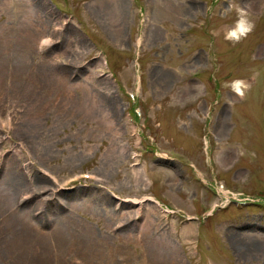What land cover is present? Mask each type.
I'll return each instance as SVG.
<instances>
[{
  "label": "rangeland",
  "instance_id": "obj_1",
  "mask_svg": "<svg viewBox=\"0 0 264 264\" xmlns=\"http://www.w3.org/2000/svg\"><path fill=\"white\" fill-rule=\"evenodd\" d=\"M175 260L264 264V0H0V264Z\"/></svg>",
  "mask_w": 264,
  "mask_h": 264
},
{
  "label": "clouds",
  "instance_id": "obj_2",
  "mask_svg": "<svg viewBox=\"0 0 264 264\" xmlns=\"http://www.w3.org/2000/svg\"><path fill=\"white\" fill-rule=\"evenodd\" d=\"M229 6L235 10L236 20L232 25L224 27V39L235 45L246 39L254 31L255 22L250 18L246 9L239 4L230 3ZM223 86L230 88L235 95L240 97H244L247 89L250 87L246 81L241 79L225 82ZM199 87L202 88V85Z\"/></svg>",
  "mask_w": 264,
  "mask_h": 264
},
{
  "label": "bare ground",
  "instance_id": "obj_3",
  "mask_svg": "<svg viewBox=\"0 0 264 264\" xmlns=\"http://www.w3.org/2000/svg\"><path fill=\"white\" fill-rule=\"evenodd\" d=\"M115 108V106H110L109 108H108V110L110 109V110H112V109H114ZM111 118H112V120H114V115H111ZM122 148V150H123V147H121ZM229 156H230V154H228V157L226 158H224V161L226 162L228 159H229ZM65 189H67V188H65ZM65 189H62V190H60V191H63V190H65ZM83 191H85V190H83ZM83 191H77V192H79L80 194L83 192ZM221 191V190H220ZM226 194H227V192H225ZM89 195H87V197H84V195L85 194H82L83 195V198H86L87 199V201L86 202H89L88 203V205L87 206H89V207H95L96 205H94V203H95V201L92 199V198H90V193H88ZM38 196V194H36V193H28L27 194V197H25L24 199V201H23V205L26 207V205L27 204H29V203H33V202H35L36 200H39V198L37 197ZM48 198H50V197H48ZM80 198H82V197H80ZM40 199H41V197H40ZM57 200V203L59 204H64V205H70V204H73L74 203V206L76 207V208H80L81 207V204H86L85 202H83V201H81V202H78L79 200H71L70 201V199H66V202H63L62 200H60V197L59 196H57V198H56ZM23 200V199H22ZM80 200H82V199H80ZM43 204L45 203L44 201L42 202ZM39 205H41V203L39 202V204L37 205V206H39ZM49 212H51V211H49ZM13 213L14 214H17L18 212L17 211H13ZM54 214H53V216L51 217V219H47V220H45V218L44 217H40L39 219L42 221V222H44L45 224H48V223H50V221H52L53 219H54V215H57V212H53ZM56 213V214H55ZM49 214V213H48ZM48 216V215H47ZM67 217H69V215L67 216ZM53 222V221H52ZM248 232H250V230H247L246 232H244V233H242V239H244V240H247L248 238H250V237H248L247 236V233ZM47 235H48V238L50 237V235H51V232L50 233H46ZM192 234V232L190 233V235ZM244 234H245V236H244ZM172 264H181L180 263V260H175Z\"/></svg>",
  "mask_w": 264,
  "mask_h": 264
}]
</instances>
